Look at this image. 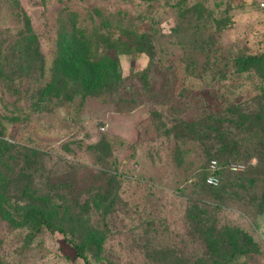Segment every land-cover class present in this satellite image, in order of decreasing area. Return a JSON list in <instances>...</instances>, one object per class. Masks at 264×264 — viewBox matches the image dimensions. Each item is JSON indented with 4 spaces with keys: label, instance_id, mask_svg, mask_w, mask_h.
Instances as JSON below:
<instances>
[{
    "label": "rangeland",
    "instance_id": "obj_1",
    "mask_svg": "<svg viewBox=\"0 0 264 264\" xmlns=\"http://www.w3.org/2000/svg\"><path fill=\"white\" fill-rule=\"evenodd\" d=\"M257 3L0 0V141L20 162L27 155L36 188L78 209L77 231L65 225L66 236L46 228L33 233L29 224L0 216V264H84L66 239L84 243L91 264H204L203 217L245 231L260 252L239 263L264 264V212L254 206L260 189L246 180L257 158L220 155L212 140L182 129L184 122L224 116L230 106L264 104ZM73 22L85 33L99 27L108 35L99 53L112 56L108 40L125 41L128 31L146 32L153 49L119 55L111 90L82 96L72 83L62 90L56 84L40 98L46 84L70 81L54 61ZM239 57L258 61L239 71ZM212 159L246 170L222 168L212 188L204 181ZM243 179L242 187L231 186Z\"/></svg>",
    "mask_w": 264,
    "mask_h": 264
},
{
    "label": "trees",
    "instance_id": "obj_2",
    "mask_svg": "<svg viewBox=\"0 0 264 264\" xmlns=\"http://www.w3.org/2000/svg\"><path fill=\"white\" fill-rule=\"evenodd\" d=\"M73 20L75 21V17ZM28 21L26 20L25 27L28 26ZM70 29L69 33L65 34L59 41L58 46L61 51L58 57L60 58L54 61L58 68L57 71L67 73L71 77L70 81H57L53 85L51 83L46 84L40 91V98L50 95V91L55 89L56 84L62 90L65 88V84L67 86L72 83L84 92L82 96L91 94L90 92L94 89L100 91L99 93L111 90L112 87L116 86L119 77V55L129 53L149 55L153 49L152 42L146 32L128 31L126 34L124 33L126 35L125 41L120 38L108 40L109 48L112 49V56H108L104 49L99 53L98 43L106 42L108 36L101 33L99 27L92 29L91 34H89L77 29L75 22H73ZM37 52L35 49L36 56L38 55ZM241 59L239 57L240 63L237 61L241 65L238 67L239 71L253 68L254 62L258 61V58L255 57ZM42 69L41 64L39 71L41 72ZM88 90H90L89 93H87ZM56 94L57 92H55V96H58ZM182 125V129L195 138L212 140L210 148L216 149L220 155H232L245 159L257 158V165L255 169L249 172V178L246 180L249 185H259L260 195L255 199L254 206L257 212H264V104H260L257 109L253 110L243 109L237 105L230 106L224 116L221 114L211 115L204 120L191 123L184 122ZM12 149V145L0 141L1 218L17 223L16 225L29 224L33 233L39 232L41 228H46L58 230L66 236L63 227L65 225L71 227L73 234L76 233L77 206L64 204V201L59 200L62 197L56 192H41L36 188L31 179L32 172L28 160H26L27 155L24 154L25 157L23 156V161L20 162V156L17 157L10 153ZM220 172L221 170L219 176ZM246 180L243 179L231 186L242 187ZM222 190L224 188L220 191ZM220 191L215 194V197L222 198ZM12 200H22L26 203L23 207L13 206L11 205ZM54 200H59V202L54 203ZM11 211L17 216L10 213ZM203 218L202 224L200 221L197 223L199 222L204 226L201 231V238L206 247V255L209 254V259L204 264H242L239 263L241 259H247V256L260 252L258 244L242 229L230 226L217 227L206 217ZM190 220L195 222L194 219ZM66 242L74 249L76 258H80L84 264H91L85 253L84 243L74 242L72 239H66Z\"/></svg>",
    "mask_w": 264,
    "mask_h": 264
},
{
    "label": "built area",
    "instance_id": "obj_3",
    "mask_svg": "<svg viewBox=\"0 0 264 264\" xmlns=\"http://www.w3.org/2000/svg\"><path fill=\"white\" fill-rule=\"evenodd\" d=\"M258 8L262 13V16L264 17V0H258ZM245 165L241 163H227L224 165H221L216 160L212 159L209 162V173L206 176L205 182L209 186L216 187L220 183V176L219 171L222 168H225L231 172H242L245 170Z\"/></svg>",
    "mask_w": 264,
    "mask_h": 264
}]
</instances>
